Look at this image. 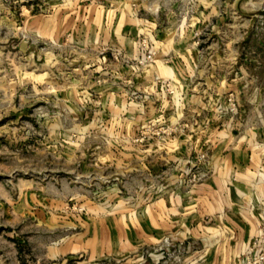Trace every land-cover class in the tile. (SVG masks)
<instances>
[{
    "label": "rangeland",
    "instance_id": "374dc122",
    "mask_svg": "<svg viewBox=\"0 0 264 264\" xmlns=\"http://www.w3.org/2000/svg\"><path fill=\"white\" fill-rule=\"evenodd\" d=\"M211 179L264 264V0H0V264H206Z\"/></svg>",
    "mask_w": 264,
    "mask_h": 264
},
{
    "label": "crops",
    "instance_id": "0c3cea01",
    "mask_svg": "<svg viewBox=\"0 0 264 264\" xmlns=\"http://www.w3.org/2000/svg\"><path fill=\"white\" fill-rule=\"evenodd\" d=\"M220 165L225 168L228 164L221 161ZM203 189H206L203 212L211 215L221 228L202 230L211 241L206 248V264H235L236 256L257 233L258 211L246 207L237 187H224L218 179L209 180Z\"/></svg>",
    "mask_w": 264,
    "mask_h": 264
}]
</instances>
